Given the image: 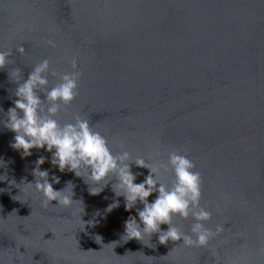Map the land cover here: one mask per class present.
Wrapping results in <instances>:
<instances>
[{"label": "water", "instance_id": "95a60500", "mask_svg": "<svg viewBox=\"0 0 264 264\" xmlns=\"http://www.w3.org/2000/svg\"><path fill=\"white\" fill-rule=\"evenodd\" d=\"M0 50L10 53L0 69V120L15 99L14 69L27 78L48 59L52 87L76 58L78 95L59 122L87 119L114 153L149 163L173 150L187 155L211 213L205 227L223 228L205 247L162 245L158 234L126 241L124 221L136 212L125 211L111 182L90 194L45 150L22 157L11 147L15 133L0 125V174L18 184L0 181V264H264V0H0ZM41 156L49 179L60 177L54 188L74 185L81 201L71 209L45 206L25 183H34ZM132 170L143 173L137 183L148 174ZM162 180L171 185L174 176ZM115 199L120 206L107 212ZM81 215L98 223L82 231ZM194 222L172 218L188 235Z\"/></svg>", "mask_w": 264, "mask_h": 264}, {"label": "clouds", "instance_id": "9594fccd", "mask_svg": "<svg viewBox=\"0 0 264 264\" xmlns=\"http://www.w3.org/2000/svg\"><path fill=\"white\" fill-rule=\"evenodd\" d=\"M49 43L53 44L52 41ZM17 51L23 53L25 48L20 45ZM9 55L0 50V69L10 63ZM71 67V71L59 74L58 82L52 87H49V74L56 76L57 73L51 70L48 59L36 64L27 78L21 75L20 69L13 70L11 76L17 85L15 99L13 106L7 109L6 119L0 120V125L15 133L11 147L19 151L22 157L31 156L34 148L45 150L51 154L50 163L61 173L67 171L83 178L90 185L89 192L92 195L102 193L111 182L115 197L124 198L125 211L131 213L135 209L136 212V215L130 214L124 221L123 237H127L126 241H143L145 236L158 234V241L162 245L169 241H182L187 247L207 246L223 228L217 226L213 233L205 227V222L211 219V213L200 205L201 174L195 171L196 165L187 155L173 150L168 152L166 162L149 163L142 157L133 158L128 150L114 153L107 138L93 130L87 119L77 116L73 121L59 122L58 114L78 95L81 72L76 58L71 60ZM3 111L0 108V112ZM45 160L46 157L41 156L35 161L36 167L32 170L34 183H25L34 184L35 190L43 195L45 206L71 209L81 201L74 199V185L69 181L63 189L54 188V184L60 183V177L53 174L50 180L48 170H41L40 166ZM6 164L0 158V167ZM133 166L148 170L139 183L136 182L137 178L143 173L133 172ZM167 173L174 176L171 185L162 180V175ZM6 180L7 174H0V181ZM8 183L18 185L14 179L8 180ZM4 190L0 189V192ZM153 194L155 197L150 202L149 197ZM53 201H56L55 205ZM119 206L120 200L115 199L106 211L111 212ZM176 215L194 219L192 235L172 225V218ZM79 218L83 224L82 231L98 223L85 221L82 215ZM162 225H167V229L162 228Z\"/></svg>", "mask_w": 264, "mask_h": 264}]
</instances>
